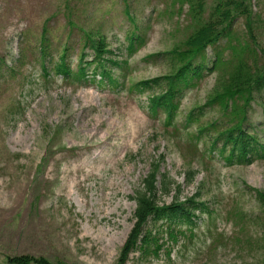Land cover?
<instances>
[{"label":"rangeland","instance_id":"obj_1","mask_svg":"<svg viewBox=\"0 0 264 264\" xmlns=\"http://www.w3.org/2000/svg\"><path fill=\"white\" fill-rule=\"evenodd\" d=\"M251 1L264 21V0ZM188 9L178 0H0V264L20 256L120 264L136 223L135 194L162 158L161 171L174 185L160 193L161 202L172 203L180 189V200L199 195L211 213L198 214L193 230L179 228L186 235L174 240L164 230L165 249L145 258L135 252L127 264H264L257 196L264 192V158L227 166L210 138L187 139L196 128H183L190 111L207 102L216 73L184 91L178 131L165 125L163 113L151 112L148 98L157 90L134 89L170 73L164 53L193 30ZM68 17L75 27L69 29ZM44 26L51 40L44 65L60 61L68 46L73 73L83 31H101L123 67L114 72L119 85L65 80L54 68L46 77ZM235 28L241 32L244 21ZM132 32L142 42L129 53ZM259 42L264 47V28ZM208 111L202 122L219 117L217 108ZM249 125L264 145V91L252 102Z\"/></svg>","mask_w":264,"mask_h":264},{"label":"trees","instance_id":"obj_2","mask_svg":"<svg viewBox=\"0 0 264 264\" xmlns=\"http://www.w3.org/2000/svg\"><path fill=\"white\" fill-rule=\"evenodd\" d=\"M189 4V24L193 30L171 50L164 53L171 71L164 76L138 82L134 89L143 94L157 90L149 98V108L154 115L163 113L164 123L178 131L176 117L184 91L201 79L206 72L216 73V84L207 102L188 114L184 129L195 127L196 132L187 139L196 142L210 138L211 151H219L227 166L248 165L256 158H264V145L250 133L249 122L252 102L264 91V47L259 34L264 23L252 5L251 0H178ZM244 21L241 32L235 28L239 20ZM68 27H75L68 17ZM72 30H69L68 35ZM84 45L80 50L77 71L73 73L67 63L72 50L64 46L60 61L45 66L50 57V30L44 26L41 31L40 57L43 71L48 77L52 69L62 79L74 78L78 83L94 82L99 87L118 86L114 72L121 71V63L114 58L106 38L101 31H83ZM142 37L136 32L129 34L128 52L132 53ZM92 50V53L87 50ZM211 52V55H209ZM91 58V59H89ZM99 76V78L97 77ZM218 109L219 117L202 122L209 109ZM163 160V158L161 159ZM161 160L152 163V169L144 179L142 189L134 199L137 202L136 223L121 252L120 264H127L131 254L139 253L142 258L158 255L165 249L160 242L165 234L176 239L186 230H193L198 214L211 213L208 206L197 199L199 195L180 200V189L170 204L162 203L160 193L172 190L168 175L161 171ZM194 171L188 175L192 180ZM264 206V192L257 191ZM264 211V209H263ZM262 243L264 244V218L262 219ZM11 264H51L45 258L34 259L20 256L9 259ZM63 264V263H56Z\"/></svg>","mask_w":264,"mask_h":264}]
</instances>
